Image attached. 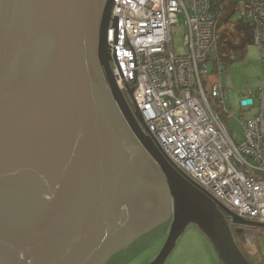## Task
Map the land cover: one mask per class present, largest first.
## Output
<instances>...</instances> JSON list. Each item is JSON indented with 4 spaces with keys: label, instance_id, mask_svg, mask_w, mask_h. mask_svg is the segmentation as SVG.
Returning a JSON list of instances; mask_svg holds the SVG:
<instances>
[{
    "label": "water",
    "instance_id": "95a60500",
    "mask_svg": "<svg viewBox=\"0 0 264 264\" xmlns=\"http://www.w3.org/2000/svg\"><path fill=\"white\" fill-rule=\"evenodd\" d=\"M113 5L0 0V264H105L169 218L150 264L191 225L222 264H252L231 224L264 223L175 169L128 104L108 45Z\"/></svg>",
    "mask_w": 264,
    "mask_h": 264
},
{
    "label": "built area",
    "instance_id": "2783aa9c",
    "mask_svg": "<svg viewBox=\"0 0 264 264\" xmlns=\"http://www.w3.org/2000/svg\"><path fill=\"white\" fill-rule=\"evenodd\" d=\"M232 12L228 21L224 19ZM184 17L185 54L173 45ZM108 45L116 81L133 101L170 164L218 204L245 220L264 223V80L257 114L241 120L237 144L222 116L228 90L205 88L202 78L227 68L220 51L239 21L250 23L264 56V0H114ZM212 65L210 68L209 65ZM241 106L243 111L254 108Z\"/></svg>",
    "mask_w": 264,
    "mask_h": 264
},
{
    "label": "rangeland",
    "instance_id": "374dc122",
    "mask_svg": "<svg viewBox=\"0 0 264 264\" xmlns=\"http://www.w3.org/2000/svg\"><path fill=\"white\" fill-rule=\"evenodd\" d=\"M106 1L107 0H104V5ZM183 27L184 17L180 15L179 24L173 27V45L177 54L186 53L183 40ZM112 66H114V63H112ZM209 67L211 68L212 65L210 64ZM263 80L264 56H262L261 50L257 44L249 45L244 57H239L237 53H234L231 57L230 65L223 69L221 75L210 74L202 78L205 88L211 87L215 82H222L224 88L228 90L225 105H220L221 109L219 113L231 137L237 144L243 140L244 129L241 120H249L258 112L256 92L262 86ZM123 93L131 109L135 111V103L127 90H124ZM252 95L255 97L256 101L254 108L243 111L240 106L242 97ZM171 223L172 218L166 219L157 227L137 238L126 249L112 256L105 264H150L163 249L168 238ZM193 229L197 228L194 225L189 226L182 237H187ZM247 231V227L234 226L233 234L235 241L252 264H261L259 257L255 255V250H253L250 247V243L248 244L247 242L249 237ZM252 236L260 237L264 240V229L254 228ZM180 255L176 256V252H173L165 264H182V257ZM215 256L219 261L216 254ZM202 264L208 263L204 260ZM219 264L222 263L219 261Z\"/></svg>",
    "mask_w": 264,
    "mask_h": 264
},
{
    "label": "crops",
    "instance_id": "0c3cea01",
    "mask_svg": "<svg viewBox=\"0 0 264 264\" xmlns=\"http://www.w3.org/2000/svg\"><path fill=\"white\" fill-rule=\"evenodd\" d=\"M247 242L248 244L250 243V247L255 250L254 252H257L255 243H252L253 241ZM260 248L264 253L262 241L260 242ZM175 250L173 252H176V256L181 254L182 261H180L182 264H202L204 260L208 264H211V262L212 264H219L210 244L197 229L190 231L187 237H181V241L180 243L178 242Z\"/></svg>",
    "mask_w": 264,
    "mask_h": 264
},
{
    "label": "trees",
    "instance_id": "16d2710c",
    "mask_svg": "<svg viewBox=\"0 0 264 264\" xmlns=\"http://www.w3.org/2000/svg\"><path fill=\"white\" fill-rule=\"evenodd\" d=\"M233 11L227 14L225 21L229 20ZM224 47L220 51L221 58L225 59L227 67L231 63V57L237 53L239 57H244L247 47L254 44L253 28L245 21L237 22L229 34L224 36Z\"/></svg>",
    "mask_w": 264,
    "mask_h": 264
},
{
    "label": "flooded vegetation",
    "instance_id": "af4514ba",
    "mask_svg": "<svg viewBox=\"0 0 264 264\" xmlns=\"http://www.w3.org/2000/svg\"><path fill=\"white\" fill-rule=\"evenodd\" d=\"M234 226H236V225L231 224L232 230L234 229ZM247 232H248L247 234L249 235L248 241H250V242L253 241L252 243L256 244V248H257V252L255 253L256 257L258 256L261 264H264V253L262 252V250L260 248V242L262 241L263 238L252 236V234L254 233V228H248Z\"/></svg>",
    "mask_w": 264,
    "mask_h": 264
}]
</instances>
